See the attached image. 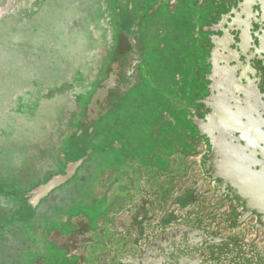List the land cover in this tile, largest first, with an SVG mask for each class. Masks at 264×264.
Instances as JSON below:
<instances>
[{"label": "rangeland", "instance_id": "374dc122", "mask_svg": "<svg viewBox=\"0 0 264 264\" xmlns=\"http://www.w3.org/2000/svg\"><path fill=\"white\" fill-rule=\"evenodd\" d=\"M200 5V0H0V262L10 264L12 244L20 245L15 222L31 218L76 171L92 131V180L82 190L85 198L74 203L92 214L122 195L124 179L117 174L129 173L123 152L110 146L113 133L117 142L127 139L130 158L139 160L130 162L135 169L155 159L156 142L169 136L181 141L177 131L189 125L183 105L191 104L196 88ZM125 30L133 40L125 41ZM115 46L124 50L113 57L109 51ZM123 61L125 89L120 85L109 99L112 77L118 81L113 73ZM61 156L69 165L65 176ZM33 181L46 184L28 192Z\"/></svg>", "mask_w": 264, "mask_h": 264}, {"label": "flooded vegetation", "instance_id": "af4514ba", "mask_svg": "<svg viewBox=\"0 0 264 264\" xmlns=\"http://www.w3.org/2000/svg\"><path fill=\"white\" fill-rule=\"evenodd\" d=\"M200 1L196 88L191 104L183 105L189 125L177 131L181 141L156 142L155 159L135 169L139 160L130 158L127 139L117 142L113 133L110 146L123 152L129 173L117 174L124 179L122 195L92 214L74 204L92 180V131L76 171L31 218L15 222L20 245L12 244L10 264H264V201L241 186L244 174L231 173L249 169L264 191V0ZM124 35L133 40L129 30ZM121 47L109 53L116 57ZM119 66L109 99L126 61ZM225 154H235L239 164H229ZM61 159L65 176L69 165Z\"/></svg>", "mask_w": 264, "mask_h": 264}, {"label": "water", "instance_id": "95a60500", "mask_svg": "<svg viewBox=\"0 0 264 264\" xmlns=\"http://www.w3.org/2000/svg\"><path fill=\"white\" fill-rule=\"evenodd\" d=\"M263 11H264V7H263ZM197 125H201V123L198 122ZM217 148H215V150L217 152L216 154L218 155L219 152H221V151L217 150ZM225 155H226V158H227L229 164H233V163H236V164L238 163L239 164L238 160L235 159V158H238V157H236L235 154H232V155L225 154ZM219 156H222V155H219ZM231 173H234V174H244V176L242 177L243 179L241 180V186L243 188L249 190V191H254L256 193L258 192L259 193V196L258 197L256 196L258 203H261L262 201H264V191H263L262 181L261 180L260 181L257 180V177L256 176H254L255 179L253 178V176H251V177L249 176L251 174L253 175L254 173H251L249 171V169H248V171L247 170H240L239 172H235V170H234ZM262 191H263V193H262ZM260 212H263V211H260Z\"/></svg>", "mask_w": 264, "mask_h": 264}, {"label": "trees", "instance_id": "16d2710c", "mask_svg": "<svg viewBox=\"0 0 264 264\" xmlns=\"http://www.w3.org/2000/svg\"><path fill=\"white\" fill-rule=\"evenodd\" d=\"M17 221H19V219L17 220ZM21 221V220H20ZM25 222V221H24Z\"/></svg>", "mask_w": 264, "mask_h": 264}]
</instances>
